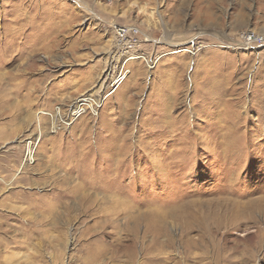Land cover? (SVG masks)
<instances>
[{
	"label": "rangeland",
	"instance_id": "rangeland-1",
	"mask_svg": "<svg viewBox=\"0 0 264 264\" xmlns=\"http://www.w3.org/2000/svg\"><path fill=\"white\" fill-rule=\"evenodd\" d=\"M0 264H264V0H0Z\"/></svg>",
	"mask_w": 264,
	"mask_h": 264
},
{
	"label": "built area",
	"instance_id": "built-area-1",
	"mask_svg": "<svg viewBox=\"0 0 264 264\" xmlns=\"http://www.w3.org/2000/svg\"><path fill=\"white\" fill-rule=\"evenodd\" d=\"M129 33H131V31L125 30L121 27H116L115 29V36L120 43L124 42L128 35L132 34ZM143 60L146 64V59L144 58ZM123 69L124 68H122V70L111 81L106 93L98 92L96 95H89L85 98L76 99L66 106L56 105L53 110L38 112L36 115L37 118L35 119L36 131L24 142L23 161L21 162V166L24 167L35 163L38 146H40L45 134L53 136L59 131V129L70 128L85 116L96 120L104 106L105 100L117 89L119 83H114L117 80V76L119 77L120 73L123 71L125 73L127 71Z\"/></svg>",
	"mask_w": 264,
	"mask_h": 264
},
{
	"label": "bare ground",
	"instance_id": "bare-ground-1",
	"mask_svg": "<svg viewBox=\"0 0 264 264\" xmlns=\"http://www.w3.org/2000/svg\"><path fill=\"white\" fill-rule=\"evenodd\" d=\"M18 34V33H17ZM261 39V38H260ZM262 40V39H261ZM256 40L254 39V38H248V40H245V43H240L239 45H242L244 48H243V50H247V48L246 47H251L252 48V46H257V45H253V44H256ZM259 43V42H258ZM260 43H261V41H260Z\"/></svg>",
	"mask_w": 264,
	"mask_h": 264
}]
</instances>
